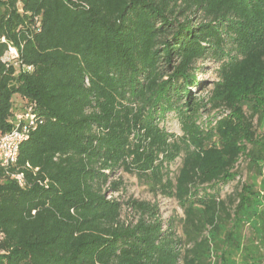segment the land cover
Instances as JSON below:
<instances>
[{
  "label": "trees",
  "instance_id": "1",
  "mask_svg": "<svg viewBox=\"0 0 264 264\" xmlns=\"http://www.w3.org/2000/svg\"><path fill=\"white\" fill-rule=\"evenodd\" d=\"M208 57L204 102L191 87L205 88ZM263 85L264 0H0V134L17 105L35 112L0 167V264H209L221 233L263 264ZM239 95L256 98L247 111ZM206 103L233 114L198 123ZM170 110L180 135L160 125ZM242 168L259 186L238 179L222 196ZM118 171L174 198L182 234L148 201L122 219Z\"/></svg>",
  "mask_w": 264,
  "mask_h": 264
},
{
  "label": "rangeland",
  "instance_id": "2",
  "mask_svg": "<svg viewBox=\"0 0 264 264\" xmlns=\"http://www.w3.org/2000/svg\"><path fill=\"white\" fill-rule=\"evenodd\" d=\"M217 63L213 61L211 58H204L197 62V65L201 68L199 72L196 74V77L201 83H205V88L200 90V88L191 87V90L194 92V95L200 98H204V102L207 101V97L209 95V90L212 87V83L216 80L215 73V65ZM264 86V85H263ZM238 95V93H237ZM259 98L262 97V93H260ZM15 99V96H13ZM239 102L237 105H240L243 111H247V101L250 100L252 102L253 99H248L245 95H239ZM248 99V100H247ZM242 100V101H241ZM246 100V101H245ZM236 105V106H237ZM261 112L263 113V118L261 122V126L257 130V135L260 138H264V108H261ZM231 116L233 111L225 108H212L211 105L206 103L204 108H201L198 113L197 122L204 123L205 120H213L215 117H219L221 115ZM160 125L164 126L168 131L174 132L177 135L181 134L180 125L177 120L176 113L174 110L168 111L164 118L160 120ZM240 164V163H239ZM179 165V159L177 158L171 165L170 169L172 172H175L176 168ZM241 174L236 177L235 180L228 182L227 184L221 186V195L229 194L232 192L234 187L236 186V182L239 179L244 183H254V185L259 186L261 177L248 173L243 168L241 169ZM120 178L123 181V190L108 193L112 194V196L117 197L120 201H122V210H121V218L128 221H134L138 218V212L134 211L131 208L130 204H127L131 199H136L139 201H148L151 204H155L158 209V215L166 224L167 222H173L175 226V230L178 234H182L181 230V221L184 217L182 208L178 204V202L171 197L164 196L162 194H154L149 190V185L141 180H138L134 175L124 173L122 171H118L115 175V178ZM229 231V229H228ZM207 235L208 232L206 231ZM242 235L245 239L251 237L249 234V227L247 224L243 225ZM209 236V235H208ZM209 245V253L208 258L206 260L209 261V264H243L241 261V251L239 249H229V235H223L221 233L218 237H216V241L208 240ZM207 261V262H208ZM181 264V263H180ZM264 264V263H263Z\"/></svg>",
  "mask_w": 264,
  "mask_h": 264
},
{
  "label": "built area",
  "instance_id": "3",
  "mask_svg": "<svg viewBox=\"0 0 264 264\" xmlns=\"http://www.w3.org/2000/svg\"><path fill=\"white\" fill-rule=\"evenodd\" d=\"M16 55L15 49L9 46L5 59L10 60ZM9 123L10 129L0 134V167L16 161L21 143L27 139L30 128L35 124L33 107L30 104L17 105ZM15 178L22 183V174L15 175Z\"/></svg>",
  "mask_w": 264,
  "mask_h": 264
}]
</instances>
